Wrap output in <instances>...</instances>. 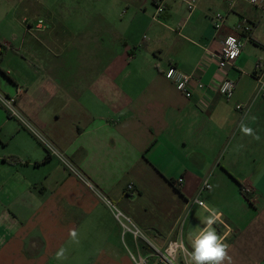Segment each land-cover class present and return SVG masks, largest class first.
Returning a JSON list of instances; mask_svg holds the SVG:
<instances>
[{
	"label": "crops",
	"instance_id": "obj_1",
	"mask_svg": "<svg viewBox=\"0 0 264 264\" xmlns=\"http://www.w3.org/2000/svg\"><path fill=\"white\" fill-rule=\"evenodd\" d=\"M189 1L168 0L153 19L146 0H129L135 12L123 29L119 14L0 0V92L22 91L20 112L93 186L0 105V264H136L148 252L106 200L157 244L180 236L190 252L205 218L219 214L213 227L232 264H264V100L255 77L264 2L196 0L191 11ZM218 14L226 22L216 32ZM228 36L244 46L220 71L212 55ZM170 66L206 88L186 98L165 78ZM224 79L236 86L229 99L217 90ZM205 182L211 189L202 191Z\"/></svg>",
	"mask_w": 264,
	"mask_h": 264
},
{
	"label": "built area",
	"instance_id": "obj_2",
	"mask_svg": "<svg viewBox=\"0 0 264 264\" xmlns=\"http://www.w3.org/2000/svg\"><path fill=\"white\" fill-rule=\"evenodd\" d=\"M168 0H152L155 8L153 19H157L160 15L167 11ZM251 6L261 5L264 0H242ZM188 7L193 11L196 7V0L187 2ZM226 22L224 15L218 14L213 18V27L216 32H219ZM40 21L39 24H42ZM240 31L243 34H248L251 31V26L245 20L239 26ZM243 41L236 36L226 37L221 45L219 52L212 55L213 59L218 64L220 71H226L232 67L235 61L240 56L243 49ZM164 76L167 80L171 81L176 89L182 93L186 98L191 99L194 95L195 89H204L206 86L199 80L195 79L192 75L185 74L179 71L176 67L170 66L165 72ZM256 77V91L262 96L264 100V65L259 64L255 73ZM235 83L229 79H224L219 84L217 90L219 95L223 98L229 99L235 92ZM22 93L20 89L17 90L15 96H8L0 92V105L5 108L10 118H13L20 122L26 129H28L41 144L46 148L50 156L57 158L64 166L82 182L92 188V184L85 178V176L73 165V163L61 153L45 136L38 132L29 121L23 116L17 107V97ZM245 106L243 104L237 105V110L243 111ZM183 179H179L175 186L182 185ZM134 186L129 185L127 187L128 192H134ZM211 189V185L208 182L203 184L202 191ZM201 191V192H202ZM248 191V190H246ZM105 199V198H104ZM106 200V199H105ZM111 210L114 212L115 217L122 225L125 234L131 235L134 240L141 242L144 245L145 250L148 252V256H138L133 259L136 264H191L190 251L187 249L182 238L180 236L169 239L164 245L157 244L146 232H144L131 217L125 215L122 211L117 209L109 200H106ZM194 204L204 206V202L196 197L193 200ZM150 259V262H148Z\"/></svg>",
	"mask_w": 264,
	"mask_h": 264
},
{
	"label": "clouds",
	"instance_id": "obj_3",
	"mask_svg": "<svg viewBox=\"0 0 264 264\" xmlns=\"http://www.w3.org/2000/svg\"><path fill=\"white\" fill-rule=\"evenodd\" d=\"M254 119V118H253ZM241 131L246 135H253V130L241 123ZM258 139V137H256ZM219 220V214H212L205 218V227L191 240L192 251L189 254L191 264H232V257L228 254L230 245L225 237L217 234L213 225ZM75 236V233H72ZM64 256V249L57 253V259Z\"/></svg>",
	"mask_w": 264,
	"mask_h": 264
},
{
	"label": "rangeland",
	"instance_id": "obj_4",
	"mask_svg": "<svg viewBox=\"0 0 264 264\" xmlns=\"http://www.w3.org/2000/svg\"><path fill=\"white\" fill-rule=\"evenodd\" d=\"M55 11L70 12V14L82 13L90 14L95 11H101L103 14L109 15L112 18L116 15H122L121 28L129 27V14L134 13V9L129 8V0H53ZM67 2V3H66ZM152 0H146L147 15L151 18L154 12V7L151 4ZM117 4V5H116ZM150 203V200H149ZM155 211L159 210V206L151 204L150 208Z\"/></svg>",
	"mask_w": 264,
	"mask_h": 264
}]
</instances>
